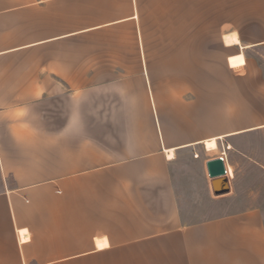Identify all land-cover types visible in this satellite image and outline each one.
Here are the masks:
<instances>
[{
    "label": "crops",
    "instance_id": "0c3cea01",
    "mask_svg": "<svg viewBox=\"0 0 264 264\" xmlns=\"http://www.w3.org/2000/svg\"><path fill=\"white\" fill-rule=\"evenodd\" d=\"M167 1L0 0V264H264L206 170L264 128V16Z\"/></svg>",
    "mask_w": 264,
    "mask_h": 264
},
{
    "label": "rangeland",
    "instance_id": "374dc122",
    "mask_svg": "<svg viewBox=\"0 0 264 264\" xmlns=\"http://www.w3.org/2000/svg\"><path fill=\"white\" fill-rule=\"evenodd\" d=\"M169 1H167V10H175L176 5L172 0ZM170 5H175V9L169 7ZM213 6H216V9L220 12L213 11L209 13L210 8L205 6L202 11H198L199 21L207 18L212 19L213 17L215 23L220 22L218 19L222 20L224 18H240L248 22L264 16V0H213ZM183 7L181 16L189 15V5ZM254 11H256V15H254ZM208 13L212 16L207 17ZM203 28L205 27L203 26ZM216 30L218 31V29ZM214 43L217 45L215 41ZM252 54L259 57L264 70V48H258ZM224 148H229L228 161L231 166V168L228 167L231 174L229 180L233 185V194H230L231 199L239 207L256 206L261 208L264 217V128L248 132L241 139H236L231 147L225 144ZM6 182L9 185L11 184L9 178H6ZM3 188L4 183L0 176V190Z\"/></svg>",
    "mask_w": 264,
    "mask_h": 264
},
{
    "label": "water",
    "instance_id": "95a60500",
    "mask_svg": "<svg viewBox=\"0 0 264 264\" xmlns=\"http://www.w3.org/2000/svg\"><path fill=\"white\" fill-rule=\"evenodd\" d=\"M206 170L210 179L211 189L215 196L230 192L229 177L226 173L225 163L222 157H214L206 161Z\"/></svg>",
    "mask_w": 264,
    "mask_h": 264
},
{
    "label": "built area",
    "instance_id": "2783aa9c",
    "mask_svg": "<svg viewBox=\"0 0 264 264\" xmlns=\"http://www.w3.org/2000/svg\"><path fill=\"white\" fill-rule=\"evenodd\" d=\"M205 146H206V145H205ZM219 156L222 157L223 160H224L225 168H226V173H227V175H228V177H229L231 174H230V172H229V168H228V166H227V164H226V160H225V158H226V156H225V151L223 150Z\"/></svg>",
    "mask_w": 264,
    "mask_h": 264
}]
</instances>
